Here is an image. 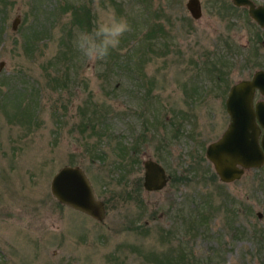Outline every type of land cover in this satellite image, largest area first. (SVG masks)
Returning <instances> with one entry per match:
<instances>
[{"label": "rangeland", "instance_id": "rangeland-1", "mask_svg": "<svg viewBox=\"0 0 264 264\" xmlns=\"http://www.w3.org/2000/svg\"><path fill=\"white\" fill-rule=\"evenodd\" d=\"M186 1L0 0V264H264L263 167L224 183L204 154L230 86L264 69V27L231 0H201L197 19ZM81 5L89 21L70 26ZM120 18L130 29L105 60L78 52L81 33ZM235 45L220 78L207 62ZM149 157L162 189L142 185ZM64 164L85 169L103 220L51 194Z\"/></svg>", "mask_w": 264, "mask_h": 264}, {"label": "water", "instance_id": "water-1", "mask_svg": "<svg viewBox=\"0 0 264 264\" xmlns=\"http://www.w3.org/2000/svg\"><path fill=\"white\" fill-rule=\"evenodd\" d=\"M231 1L237 6H247L249 14L264 27V4H255L253 0ZM186 7L193 18L202 15L201 0H187ZM17 22L18 16L13 19V28ZM256 88L264 93V69H257L251 78L239 79L230 86L225 100L229 122L206 146L205 155L221 181L238 179L248 168L264 169V103H254ZM143 166V186L147 190L162 188L168 179L164 167L152 158H146ZM50 191L61 204L97 220L106 216L104 200L97 196L79 164L60 166L52 175Z\"/></svg>", "mask_w": 264, "mask_h": 264}, {"label": "clouds", "instance_id": "clouds-1", "mask_svg": "<svg viewBox=\"0 0 264 264\" xmlns=\"http://www.w3.org/2000/svg\"><path fill=\"white\" fill-rule=\"evenodd\" d=\"M130 29L123 18L99 23L91 33H81L76 40L78 52L89 61H103L119 47L121 38Z\"/></svg>", "mask_w": 264, "mask_h": 264}, {"label": "trees", "instance_id": "trees-1", "mask_svg": "<svg viewBox=\"0 0 264 264\" xmlns=\"http://www.w3.org/2000/svg\"><path fill=\"white\" fill-rule=\"evenodd\" d=\"M65 7H67V6H65ZM227 7H229L230 9H235V8H238V7H236L235 5H233L231 2H229L228 4H227V6H226V8ZM74 8H81V13L80 12H78V10L77 9H74V13L70 16V18H69V20H68V22H69V24H70V26H76L77 25V27H79L78 26V24H81V23H84V22H88L89 21V19H90V17H91V10L89 9V7L87 6V5H81V7H74ZM67 9H65V11H66ZM4 20V19H3ZM2 20V22L0 21V40H1V33H2V30L4 29V26L2 25L3 24V21ZM257 34H258V32H257ZM239 47H240V45H235V47H233V48H229L230 50H233V51H229V50H227L228 52H225V51H222L221 52V55H219V54H217V53H214L213 54V59L210 61V62H207L208 64H211V69H212V71H215L216 73H218L219 74V77L220 78H222L223 77V74H224V72L225 71H228V70H223L222 68H224V67H227V69H229V67H228V63H230L231 61V59H234V51H236V50H238L239 49ZM223 48V47H222ZM221 48V49H222ZM220 49V50H221ZM219 50V49H218ZM217 52V51H216ZM204 64L206 65V62H204ZM205 68V67H204ZM206 69V68H205ZM220 69H222V70H220ZM17 110L18 111H21L22 113L25 111V108L24 107H21L20 105H18V107H17ZM93 128H95V124L93 123L92 125H91ZM89 134H92V132H90ZM125 147V146H124ZM124 150H126L127 148H123ZM128 156L129 155H125V153H124V155H123V161H122V165L124 164V163H126V160L128 159ZM210 175H215L214 174V172H210ZM201 202H205V200H203V201H201ZM201 205L200 204H197V206H195V208H196V210H194L195 211V216H198V217H200V216H207L206 214H205V211H200V209H201ZM238 212H235V213H233V215H238L237 214ZM197 217V218H198ZM197 221V220H196ZM199 221V223H201L202 222V220H198ZM188 251L190 252V253H192V250L191 249H189V250H187V251H185V250H183V251H181V252H179L178 254H180V255H178L179 256V259H187L188 260V258H187V256H188ZM169 258L171 259V260H174L172 257H170L169 256Z\"/></svg>", "mask_w": 264, "mask_h": 264}, {"label": "flooded vegetation", "instance_id": "flooded-vegetation-1", "mask_svg": "<svg viewBox=\"0 0 264 264\" xmlns=\"http://www.w3.org/2000/svg\"><path fill=\"white\" fill-rule=\"evenodd\" d=\"M254 1V0H253ZM255 2V1H254ZM231 3L233 4V5H235L232 1H231ZM255 4H260V3H256L255 2ZM261 4H264V3H261ZM236 7H238L237 5H235ZM242 7H244V8H246V10H247V13H248V15L260 26V27H262L250 14H249V12H248V7L247 6H242ZM263 28V27H262ZM261 69H263V68H261ZM256 71V70H255ZM254 73V72H253ZM253 73L251 74V77H252V75H253ZM251 77H248V78H251ZM229 91V90H228ZM226 100V99H225ZM258 101H262L263 103H264V93H262V92H260V90L258 89V88H256V90H255V93H254V103L256 104ZM188 105H189V107H195L196 106V104H195V102L194 103H192V102H190V103H188ZM225 108H226V104H225ZM182 130L180 127L178 128V126L177 127H175V130L173 131V133H172V136L173 137H175V138H177L178 137V130ZM184 130H182V137H187V138H189V139H191V140H193V142L196 140V137H197V133H196V131H191V130H189V131H184ZM196 142V141H195ZM207 146V145H206ZM196 149L198 150V145L196 146ZM205 149H206V147H205ZM202 150H203V147H202ZM201 150V148H200V156L202 157V151ZM194 151V150H193ZM196 152V151H195ZM205 152V151H204ZM205 154V153H204ZM205 157H206V155H205ZM149 158H151V157H149ZM207 158V157H206ZM152 159H154V158H152ZM208 160V159H207ZM158 161V160H157ZM162 166H163V164L160 162V161H158ZM208 162H210L209 160H208ZM211 163V162H210ZM164 167V166H163ZM143 168H144V166H143ZM164 169H165V167H164ZM247 170V169H246ZM245 170V171H246ZM245 171H244V173H245ZM215 172V171H214ZM165 173H166V175H167V181H166V183H165V185L167 184V182L169 181V179H170V175L169 174H167V172H166V169H165ZM243 173V174H244ZM215 174H216V172H215ZM242 174V175H243ZM217 175V174H216ZM241 175V176H242ZM217 177H218V175H217ZM219 178V177H218ZM239 178H241V177H239ZM238 178V179H239ZM220 180V179H219ZM235 180H237V179H235ZM221 181V180H220ZM234 181V180H233ZM233 181H230V182H226V181H221V182H224V183H231V182H233ZM142 185H143V181H142ZM164 185V186H165ZM163 186V187H164ZM144 187V186H143ZM162 187V188H163ZM145 188V187H144ZM162 188H159V189H162ZM146 189V188H145ZM159 189H154V190H159ZM147 190V189H146ZM148 191H151V190H148ZM153 191V190H152Z\"/></svg>", "mask_w": 264, "mask_h": 264}]
</instances>
